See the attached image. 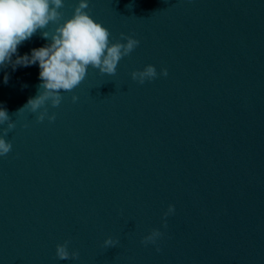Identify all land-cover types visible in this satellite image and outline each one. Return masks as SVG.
Returning a JSON list of instances; mask_svg holds the SVG:
<instances>
[{
  "label": "water",
  "instance_id": "water-1",
  "mask_svg": "<svg viewBox=\"0 0 264 264\" xmlns=\"http://www.w3.org/2000/svg\"><path fill=\"white\" fill-rule=\"evenodd\" d=\"M78 3L18 54L51 43ZM88 5L111 43L140 41L114 75L89 66L59 106L16 113L38 94L39 65L0 68L15 123L0 156V264H264V0ZM149 64L155 79H132ZM45 110L55 120L38 121ZM65 241L78 259L56 257Z\"/></svg>",
  "mask_w": 264,
  "mask_h": 264
},
{
  "label": "clouds",
  "instance_id": "clouds-1",
  "mask_svg": "<svg viewBox=\"0 0 264 264\" xmlns=\"http://www.w3.org/2000/svg\"><path fill=\"white\" fill-rule=\"evenodd\" d=\"M64 6V0H0V68L12 65L28 67L38 63L39 79L41 81L38 94L30 97L27 103L18 109L20 113L29 109L37 113L46 102L50 101L57 107L63 100L62 91L70 92L85 79L88 67L98 69L102 74L114 75L119 61L131 54L140 41L121 33V39L126 42H110V32L85 11L88 0H79L72 18L56 27L51 35V43L40 48H34L31 53L20 56L18 46L29 40L38 29H46L50 22L56 23L62 18L59 11ZM49 32L42 33L43 38H49ZM13 56H16L13 61ZM161 75L167 76V69H161ZM155 66L149 64L143 70L131 73L133 80L143 84L146 80L157 77ZM7 82V75L5 76ZM78 97H72L76 102ZM55 120V115L49 116L47 110L39 112L37 120L45 118ZM7 123L0 136V156L8 154L12 149L11 142L4 139L8 131L15 128L10 122L6 108L0 107V125ZM174 205H169L164 216L174 212ZM166 226V221H165ZM162 233L154 229L145 236L142 243H155ZM118 240L108 237L104 246L115 247ZM68 241L56 245V257L60 260L78 259L77 251L68 250ZM159 251V249H157Z\"/></svg>",
  "mask_w": 264,
  "mask_h": 264
}]
</instances>
